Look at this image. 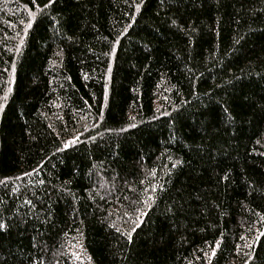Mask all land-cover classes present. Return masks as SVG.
Returning <instances> with one entry per match:
<instances>
[{
  "label": "trees",
  "instance_id": "obj_1",
  "mask_svg": "<svg viewBox=\"0 0 264 264\" xmlns=\"http://www.w3.org/2000/svg\"><path fill=\"white\" fill-rule=\"evenodd\" d=\"M0 264H264V0H0Z\"/></svg>",
  "mask_w": 264,
  "mask_h": 264
}]
</instances>
